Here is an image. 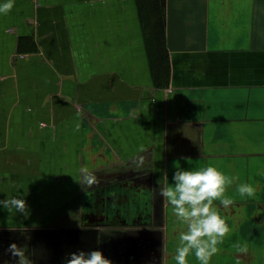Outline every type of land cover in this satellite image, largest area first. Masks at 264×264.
<instances>
[{"label": "crops", "instance_id": "1", "mask_svg": "<svg viewBox=\"0 0 264 264\" xmlns=\"http://www.w3.org/2000/svg\"><path fill=\"white\" fill-rule=\"evenodd\" d=\"M209 164L233 201H213L230 231L209 264H264V0H14L0 14V264L94 248L176 264L186 229L160 190Z\"/></svg>", "mask_w": 264, "mask_h": 264}, {"label": "clouds", "instance_id": "2", "mask_svg": "<svg viewBox=\"0 0 264 264\" xmlns=\"http://www.w3.org/2000/svg\"><path fill=\"white\" fill-rule=\"evenodd\" d=\"M14 5V0H0V14H7ZM229 183L225 174L214 164L202 168H177L171 176V183L160 190L162 197L172 205V211L186 230L179 234L180 244L176 249V264H189V254H194L199 264H209V257L217 251L218 241L230 231L226 218L217 210L213 201L220 200V205L227 207L233 201L224 196ZM241 196L252 197L256 187L244 182L237 185ZM4 199L0 203H4ZM12 205L23 210L24 199L13 196ZM15 242L9 245L15 249ZM64 264H112L99 248L79 249L70 252Z\"/></svg>", "mask_w": 264, "mask_h": 264}]
</instances>
